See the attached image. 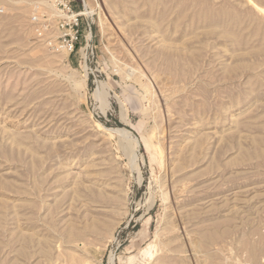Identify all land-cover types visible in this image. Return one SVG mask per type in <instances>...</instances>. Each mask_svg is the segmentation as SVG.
<instances>
[{
	"label": "rangeland",
	"instance_id": "374dc122",
	"mask_svg": "<svg viewBox=\"0 0 264 264\" xmlns=\"http://www.w3.org/2000/svg\"><path fill=\"white\" fill-rule=\"evenodd\" d=\"M22 1L0 0V264L15 254L22 264H69L70 254L81 264H253L250 241L264 250V50L247 53L259 45L251 27L241 46L207 33L196 16L210 0H72L81 38L57 52L34 35L38 0ZM222 1L212 4L257 14ZM23 232L35 239L23 243Z\"/></svg>",
	"mask_w": 264,
	"mask_h": 264
},
{
	"label": "bare ground",
	"instance_id": "6f19581e",
	"mask_svg": "<svg viewBox=\"0 0 264 264\" xmlns=\"http://www.w3.org/2000/svg\"><path fill=\"white\" fill-rule=\"evenodd\" d=\"M19 1H22V0H19ZM192 1V0H191ZM211 1V2H210ZM209 1V3L208 4H206L205 5V7H203L200 11H198V16H196L194 13L196 12V10L194 11V15L196 16V17H199V18H202V20H203V23L205 22L206 23V28H207V30H206V32L207 33H215L217 36H219V37H221L222 38V40H225V39H227V42H228V39H229V42H233V44H238L239 46H241L240 44V40H242L241 39V37H242V30L243 29H245L246 27H251V30L249 31V33H248V36H251V35H254V36H258V40H259V45H258V43H257V46L256 47H254L256 44H254V46L253 47H251L250 49H248L247 50V53L249 54V53H259V52H261V51H263L264 50V7H262V6H260L261 4V2H263L264 3V1L263 0H239V4H240V7L242 6L244 9H246V6L244 5V4H249V5H247V6H249L250 8L252 7V8H254V10H255V12L257 13V14H255L254 12L252 13L251 11H249V9H248V11H246L247 13L246 14H242L240 11H237L234 7H230V6H228V7H226V3L225 4H220L219 5V7H214L213 6V4H212V0H210ZM220 1H222V0H220ZM23 2V1H22ZM24 2H25V0H24ZM23 2V3H24ZM145 2V1H144ZM156 2V1H155ZM159 2H160V0H159ZM159 2H158V4H159ZM194 2V1H193ZM195 2H196V0H195ZM200 2H201V0H200ZM205 2V1H204ZM223 3H224V1H222ZM250 2V3H249ZM179 3V2H178ZM207 3V2H206ZM213 3H215V2H213ZM221 3V2H220ZM262 3V4H263ZM28 4V3H27ZM157 4V3H156ZM157 4V5H158ZM198 4V3H197ZM202 2H201V6H202ZM228 4V3H227ZM116 5L117 4H115L114 6L116 7ZM160 5H162L161 3H160ZM159 5V6H160ZM180 5H181V2H180ZM191 5L193 6V4L191 3ZM194 5H196L195 3H194ZM215 5V4H214ZM167 6V5H166ZM217 6V5H216ZM36 7H38V8H40L41 10H43V11H46V10H49V12H51V13H55V8H54V4H53V0H50V2L48 1V0H38L37 2H35L34 4H33V6H32V11H34V9L36 8ZM152 7H153V5H152ZM177 7H178V5H177ZM180 7V6H179ZM241 7V8H242ZM248 7V8H249ZM23 8V7H22ZM117 8V7H116ZM198 8V7H197ZM251 8V9H252ZM256 8L259 10V12H257L256 11ZM187 9V8H186ZM238 9H240V8H238ZM250 9V10H251ZM22 10V9H21ZM199 10V9H198ZM23 11V10H22ZM46 12H48V11H46ZM32 13V12H31ZM197 14V13H196ZM258 15H260V17L258 16ZM19 19V18H18ZM196 19V18H195ZM201 20V19H200ZM202 24V23H201ZM203 25V24H202ZM205 26H204V28H205ZM243 26H245V28H243ZM199 30V29H198ZM202 31H204V34H205V30H201L200 32H201V34H202ZM200 34V33H199ZM209 36H210V34H208ZM211 35H214V34H211ZM215 35V36H216ZM88 37H90V35H88L87 36V38ZM206 37V36H205ZM167 38V37H166ZM224 38V39H223ZM254 38V37H253ZM164 42V41H163ZM231 42V43H232ZM252 42V41H251ZM159 43V42H158ZM167 44V43H166ZM230 44V43H229ZM169 46V45H168ZM158 47H163V46H158ZM160 48V49H161ZM164 49H166V53L168 52V51H170V50H167V48L164 46L163 47ZM162 48V49H163ZM169 48V47H168ZM161 49V50H162ZM164 49L162 50L163 52H164ZM169 49H171V48H169ZM178 49H180V48H178ZM178 49L177 50H175L176 52H177V54H178ZM228 49H229V46H228ZM231 49V48H230ZM237 49V48H236ZM172 51H173V48H172ZM180 51V50H179ZM239 51V50H238ZM242 51V50H241ZM241 51H240V53H241ZM174 52V51H173ZM185 52V51H184ZM233 52H235V51H233ZM175 53V52H174ZM180 53H182V50L180 51ZM238 53V52H237ZM176 54V53H175ZM176 54V55H177ZM184 54V53H183ZM182 54V55H183ZM230 54L231 53H229V56H230ZM232 54H235V53H232ZM164 55V54H163ZM167 55H168V53H167ZM237 56L238 55H240V54H236ZM243 55V54H242ZM247 55V54H246ZM249 56H250V54H249ZM231 58V57H230ZM224 59V58H223ZM160 60V59H159ZM181 60V59H180ZM225 60V59H224ZM262 60H263V58H262ZM165 61V60H164ZM169 61V60H168ZM174 61H175V58H174ZM182 61V60H181ZM239 61V60H238ZM243 61H245V60H243ZM158 62V61H157ZM223 62V61H222ZM225 62V61H224ZM223 62V63H224ZM264 62V61H263ZM177 63V62H176ZM182 63V62H181ZM184 63V62H183ZM238 64V62H234V63H232V64H234V66H230V67H235L236 65L235 64ZM249 63V62H248ZM255 63H257V62H255ZM255 63H252V64H255ZM158 64V63H157ZM186 64V63H185ZM184 64V65H185ZM188 64V63H187ZM187 64L185 65L186 67H187ZM251 64V65H252ZM165 65H166V63H165ZM190 65V64H189ZM225 65V64H224ZM228 65V64H227ZM229 65H231V64H229ZM248 65V64H247ZM251 65H249V66H251ZM257 65V64H256ZM255 65V66H256ZM175 66H176V64H175ZM239 66V65H238ZM238 66H236V67H238ZM178 67V66H177ZM189 67V66H188ZM258 67V66H257ZM261 67V66H260ZM169 68H170V64H169ZM223 68H225V67H222V71H223ZM239 68V67H238ZM250 68H252V67H250ZM249 67H248V69H250ZM162 69V68H161ZM171 69V68H170ZM181 69V68H180ZM184 69H186V68H184ZM228 69V68H227ZM227 69H225V70H227ZM264 69V68H263ZM262 69V70H263ZM177 70V69H176ZM189 69H187L186 71H188ZM229 70V69H228ZM227 70V71H228ZM231 70H233V71H230V72H234V69H231ZM135 71V70H134ZM178 71V70H177ZM190 71V70H189ZM226 71V72H227ZM264 71V70H263ZM128 72H131V73H133L132 72V70L130 71H128ZM225 72V71H224ZM178 73V72H177ZM182 73H184L185 74V72H182ZM229 73V72H228ZM183 74V75H184ZM186 74H188V73H186ZM185 74V75H186ZM263 74V73H262ZM178 75V74H177ZM180 75V74H179ZM127 76V75H126ZM181 76V75H180ZM102 88H104V84H102ZM107 94V93H106ZM95 96H97L98 98H100L101 100H103V103H104V105H105V107H107L108 106V102L105 100V93H104V91L102 90V91H100V90H96V92H95ZM166 100H168V98H166ZM167 103V102H166ZM126 114V113H125ZM124 116V115H123ZM234 121L233 122H235L236 120L235 119H233ZM232 122V123H233ZM240 122V121H239ZM264 122V121H263ZM243 123V122H242ZM234 124V123H233ZM263 124V123H262ZM243 125H246V123L245 124H243ZM248 125V124H247ZM246 125V126H247ZM259 125H261V124H259ZM234 126H236V125H234ZM233 126V127H234ZM232 127V128H233ZM249 127H251V125L249 126ZM261 127H263V129H264V126H261ZM238 128V127H237ZM244 128V127H243ZM245 128H247V127H245ZM239 130V129H238ZM114 132H119V133H122V134H125L126 136H128V137H130L131 139H132V143L134 144V145H137L138 144V140H137V138L136 137H134L133 135H132V133L129 131V130H127V129H125V128H115L114 130H113ZM237 131V130H236ZM264 131V130H263ZM235 132V131H234ZM258 137V136H257ZM260 138V137H259ZM252 139V138H251ZM199 142H200V140L199 139H197ZM239 141V140H238ZM16 142V141H15ZM252 143H253V140L251 141ZM257 142V141H256ZM198 143V142H197ZM238 143V142H237ZM251 143V145H254V144H252ZM255 143V142H254ZM239 145H240V143H238ZM237 144V145H238ZM258 145V144H257ZM197 146V145H196ZM199 146V145H198ZM242 147V146H241ZM240 147V148H241ZM250 147V146H249ZM240 148H238L239 150H240ZM244 148V147H243ZM195 149V148H194ZM242 151H244L243 149H241ZM248 151H251V150H248ZM260 151V150H259ZM237 152V151H236ZM245 152H246V150H245ZM257 152V151H256ZM249 153V152H248ZM252 153H254L255 154V151H253V149H252ZM261 153V152H260ZM259 153V154H260ZM241 154V153H240ZM242 154H243V152H242ZM242 154H241V156H242ZM245 154V153H244ZM247 154V153H246ZM253 154V155H254ZM237 155V154H236ZM261 155V154H260ZM260 155H259V158H260ZM37 156V155H36ZM256 156V155H255ZM192 157V156H191ZM234 157H236V156H234ZM243 157V156H242ZM238 158V159H242L243 160V158ZM247 157H248V155H247ZM254 158V157H253ZM256 158V157H255ZM264 158V157H263ZM135 159V158H134ZM236 159L237 158H235V161H236ZM237 159V160H238ZM245 159H247V158H245ZM249 160H250V158H248ZM247 159V160H248ZM231 160V159H230ZM233 160V159H232ZM240 160H238V161H240ZM248 160V161H249ZM259 160V159H258ZM260 160H263V159H261L260 158ZM215 161V160H214ZM234 161V160H233ZM233 161H230V163L231 162H233ZM237 161V162H238ZM251 161V160H250ZM253 161V160H252ZM226 162H228V161H226ZM226 162H225V165H226ZM237 162H236V164H237ZM241 162H244V161H241ZM247 162V161H246ZM229 163V164H230ZM245 163V162H244ZM228 164V163H227ZM229 164H228V167H229ZM234 163H232V165H233ZM235 164V165H236ZM242 164V163H241ZM252 164V163H251ZM251 164H248V163H246L245 165H251ZM231 165V164H230ZM232 165H231V167H232ZM235 165H233V166H235ZM238 165H240V163L238 164ZM244 165V164H243ZM88 166V165H87ZM87 166H85V167H83V168H87ZM90 166V165H89ZM88 166V167H89ZM70 168V167H69ZM68 170V169H67ZM84 172H86V169H85V171ZM72 173V172H71ZM71 173H69V174H71ZM89 173V172H88ZM88 173H86V175L88 174ZM81 174V173H80ZM74 176V175H73ZM76 177L78 176V175H75ZM91 176H93L92 174H91ZM90 176L88 175V178H89ZM66 178V177H65ZM81 178V177H80ZM80 178H77V179H79L80 180ZM92 178V177H91ZM90 178V179H91ZM72 180H73V177H72ZM71 180V181H72ZM75 181V180H74ZM87 181H89V180H87ZM92 181H93V178H92ZM76 182V181H75ZM77 182H78V180H77ZM78 183H80V182H78ZM82 183V182H81ZM92 183V182H91ZM97 183V182H96ZM102 183V182H101ZM72 184V183H71ZM73 185V187L76 185V184H72ZM79 185V184H78ZM78 185H77V187H78ZM84 185V184H83ZM87 185V184H86ZM81 186V185H80ZM85 186V185H84ZM93 186V185H92ZM96 187V186H95ZM101 187V186H100ZM83 188V187H82ZM88 188V187H87ZM86 188V189H87ZM99 188V187H98ZM74 189H76L75 187H74ZM85 189V188H84ZM97 190V189H96ZM77 192H78V190H76ZM86 191V190H85ZM98 191H99V189H98ZM63 192V191H62ZM72 192H74V191H72ZM82 193V192H81ZM88 193V192H87ZM105 193V192H104ZM74 194V193H73ZM94 194V193H93ZM106 194V193H105ZM75 195V194H74ZM79 195V194H78ZM97 195H98V192H97ZM96 195V197H98ZM108 195V194H107ZM107 195H105V197L107 196ZM80 196V195H79ZM86 196V195H85ZM95 196V195H94ZM94 196H92L91 198H94ZM101 196V195H100ZM112 196V195H111ZM111 196H109V197H111ZM87 197V196H86ZM102 197V196H101ZM108 197V196H107ZM78 198V197H77ZM80 198V197H79ZM102 198H104V196L102 197ZM89 199V198H88ZM107 200H108V198H106ZM105 198H104V200H106ZM111 199V198H110ZM109 199V200H110ZM113 199V198H112ZM26 200V199H25ZM76 200V199H75ZM81 200H84V199H81ZM95 200V199H94ZM98 200H99V198H98ZM106 200V201H107ZM114 200V199H113ZM28 201H30L29 199H28ZM32 201V200H31ZM44 201V200H43ZM93 201V200H92ZM92 201H90V203L92 204ZM101 201V200H100ZM111 201V200H110ZM86 202H89V201H85V203ZM31 203V202H30ZM94 203V202H93ZM100 203V202H99ZM101 203H103V201H101ZM26 204V203H25ZM81 205H83V204H81ZM84 206H87V205H85L84 204ZM50 207H52V206H50ZM87 207H89V206H87ZM80 208V207H79ZM56 209V208H55ZM60 211H62V210H60ZM54 212V211H53ZM46 213V212H45ZM86 213V212H85ZM84 213V214H85ZM15 214H16V212H15ZM18 214V213H17ZM46 215H47V213H46ZM49 215V214H48ZM56 215V214H55ZM83 215V214H82ZM86 215V217H87V213L85 214ZM84 215V216H85ZM2 216V215H1ZM0 216V217H1ZM53 215H51L50 214V216L49 217H52ZM17 217V216H16ZM16 217H14V218H16ZM30 217V216H29ZM28 217V218H29ZM37 217H38V215H37ZM42 217V216H41ZM54 217V216H53ZM52 217V218H53ZM83 217V216H82ZM13 218V219H14ZM18 218V217H17ZM17 218L15 219V220H17ZM52 218H48V220L50 219V221H53L52 220ZM55 218H57L56 216H55ZM29 219H31V218H29ZM46 219H47V217H46ZM83 219V218H82ZM85 219V218H84ZM88 219V218H87ZM92 219V218H91ZM1 220V219H0ZM39 220V219H38ZM2 221H4V220H2ZM17 221H19V219L17 220ZM16 221V222H17ZM41 221H42V219H41ZM46 221V220H45ZM57 221H59V220H57ZM64 221H66V220H64ZM83 221V220H82ZM81 221V222H82ZM95 221V220H94ZM29 222V221H28ZM39 222V221H38ZM37 222V223H38ZM84 222H86V221H84ZM84 222H83V224H84ZM90 222V221H89ZM217 222V221H216ZM4 223V222H3ZM30 223V222H29ZM31 223H32V221H31ZM43 223H44V221H43ZM49 223V222H48ZM98 223V222H97ZM15 224V223H14ZM51 224H53V223H51ZM92 224V223H91ZM91 224H89V226H91ZM217 224H218V222H217ZM16 225V224H15ZM54 225H56V222H55V224ZM67 225V224H66ZM65 225V226H66ZM71 225V224H70ZM86 225H87V222H86ZM17 226V225H16ZM20 226V224L18 225V227ZM25 226V225H24ZM29 226V225H28ZM27 226V227H28ZM72 226H73V224H72ZM75 226V225H74ZM78 226V225H77ZM81 226H82V224H81ZM84 227H85V224L83 225ZM93 226V225H92ZM97 226V225H96ZM107 226H108V224H107ZM260 226H262V225H260ZM259 226V227H260ZM23 227V226H22ZM22 227H20V230H21V228ZM33 227H34V225H33ZM48 227H49V224H48ZM54 227V226H53ZM68 227V226H67ZM95 227V226H94ZM93 227V228H94ZM211 227H214V226H211ZM210 227V228H211ZM58 228V227H57ZM82 228V230H83V227H81ZM93 228H92V230H93ZM97 227H95L94 228V230H97L96 229ZM108 228V227H107ZM224 228V227H223ZM228 228V227H227ZM257 228V227H256ZM3 229V228H2ZM30 229H32V228H30ZM34 229V228H33ZM51 229H52V227H51ZM100 229H101V227H100ZM208 229V228H207ZM215 229H216V227H215ZM218 229H220V228H218ZM217 229V230H218ZM222 229V228H221ZM260 229H262V228H260ZM15 230V229H14ZM17 230V229H16ZM18 230H19V228H18ZM28 230V229H27ZM49 230H50V228H49ZM54 230V229H53ZM72 230L74 231H76V229H73V227H69V230H67V232H68V241L69 242H72V239H76L74 236H76L77 237V235H74V233H72ZM87 230V229H86ZM86 230H84V231H86ZM103 230H105V229H103ZM107 230V229H106ZM212 230V232H215L213 229H211ZM211 230H210V232H211ZM224 230V229H223ZM228 230H230V229H228ZM22 231V230H21ZM24 231V230H23ZM62 231V230H61ZM208 231V230H207ZM206 231V232H207ZM225 231V230H224ZM253 231H254V229H253ZM257 231H258V229H257ZM256 231V232H257ZM9 232V231H8ZM13 232H15V231H12V234H13ZM29 232V231H28ZM57 232H59V231H57ZM57 232H56V229H55V236L57 235ZM63 232V231H62ZM67 232H65V233H67ZM77 232V231H76ZM80 232H81V230H80ZM91 232V231H90ZM93 232V231H92ZM97 232V235H98V230L96 231ZM100 232H102V230L100 231ZM209 232V231H208ZM211 232V233H212ZM218 232L220 233L221 231H219L218 230ZM230 232V231H229ZM255 232V231H254ZM261 232H262V230L260 231V235L258 236L257 235V237L259 238V240H263L264 241V234H261ZM264 232V231H263ZM10 233V232H9ZM36 233V232H35ZM64 233V232H63ZM64 233V234H65ZM84 233V232H83ZM95 233V232H94ZM200 233H202V232H200ZM216 233V232H215ZM218 233V234H219ZM222 233V232H221ZM220 233V234H221ZM226 233V232H225ZM259 233V232H258ZM29 234H31V235H33L32 234V232L31 233H29ZM43 234V233H42ZM42 234L40 235V234H38L40 237L42 236ZM101 234V233H100ZM208 234V233H207ZM210 234V233H209ZM217 234V235H218ZM256 234V233H255ZM11 235V234H10ZM9 235V236H10ZM19 235V234H18ZM17 235V236H18ZM37 235V234H36ZM60 235V234H59ZM58 235V236H59ZM83 234H81V236H82ZM86 235V234H85ZM203 235H205V234H203ZM20 236H21V238H22V241H24L23 243H25V241H27L28 239H30L31 238V236L30 235H28L27 233H20ZM205 236H207V235H205ZM216 236V235H215ZM214 236V237H215ZM12 237V236H11ZM34 237V236H33ZM37 237V236H36ZM45 236H43V238H44ZM60 237V236H59ZM97 237V236H96ZM99 237V236H98ZM218 237H219V235H218ZM19 238V237H18ZM43 238H41V239H43ZM63 238V237H62ZM67 238V237H66ZM85 239H86V237H84ZM202 238H205V237H202ZM17 239V238H16ZM32 239H35V237L34 238H32ZM32 239H30V240H32ZM45 239V238H44ZM44 239L43 240H41L42 242H48V241H44ZM48 239V238H47ZM58 239V238H57ZM79 239H82V237H79ZM85 239H83L85 242L82 244V242H81V245H83V246H85V243H86V240ZM191 239V238H190ZM7 240V239H6ZM9 240V239H8ZM8 240H7V244H8ZM37 240L40 242V238H38L37 237ZM63 240H65L66 241V239H63ZM62 240V241H63ZM205 240H209V241H212V240H214V239H212L211 240V236H208V237H206V239ZM216 240V239H215ZM13 241V240H12ZM11 241V242H12ZM18 241V240H17ZM37 241V242H38ZM50 241H51V239H50ZM53 241V240H52ZM57 241V240H56ZM59 241H60V239H59ZM68 241H66V245H65V243L63 244V245H65V246H68L67 245V242ZM73 241H75V240H73ZM78 241V240H77ZM194 241V240H193ZM249 241V240H248ZM262 241V242H263ZM36 242V241H35ZM36 242V243H37ZM39 242L37 243V244H39ZM41 242V243H42ZM203 242V241H202ZM220 242V241H219ZM253 242V241H252ZM251 241H250V243H251V245L249 246V244L247 245V246H249L248 248H249V250H247V251H249V254L247 255V257L248 256H250V260H252L253 259V261H250V262H252L253 264H259L260 263V261H256L255 259H256V257H257V254L259 253V252H261L262 254L261 255H263V251L264 250H262V251H259L257 248H256V246L255 245H253V243H256L257 242V240H256V242H253L252 243ZM259 242V241H258ZM261 242V241H260ZM6 243V242H5ZM5 243H3V244H5ZM31 243V242H30ZM57 243V247H59V249L61 248V244L62 243H60V244H58V242H56ZM77 243H79V242H77ZM193 243V242H192ZM194 243H197V242H194ZM243 243H244V241H243ZM243 243H240L241 245L243 244ZM247 243V242H246ZM12 244H13V242H12ZM20 244V243H19ZM26 244V243H25ZM32 244V243H31ZM53 244V243H52ZM74 244V243H73ZM190 244V243H189ZM209 245H211V243H208ZM207 244V245H208ZM261 244V243H260ZM6 245V244H5ZM11 245V244H10ZM9 245V246H10ZM16 244H14L13 246H15ZM70 246H71V244H69ZM79 245V244H78ZM194 245V244H193ZM193 245H191V248L192 247H194ZM196 245V244H195ZM240 245V246H241ZM2 246V245H1ZM4 246V245H3ZM12 246V247H13ZM20 246V245H19ZM23 246H24V244H23ZM28 246V245H27ZM36 246V245H35ZM52 246V245H51ZM75 246H77L76 245V241H75ZM80 246V245H79ZM197 246V249L198 248H204V246L201 244V245H199V244H197L196 245ZM242 246H244V244L242 245ZM259 246V245H258ZM261 246H263L262 244H261ZM11 247V246H10ZM37 247V246H36ZM39 247V246H38ZM69 247V246H68ZM78 247V246H77ZM76 247V248H77ZM205 247H206V249L204 248V251L205 250H207V246L205 245ZM9 248V247H8ZM18 248H20V247H18ZM32 248V247H31ZM41 249L43 248V247H40ZM47 249H48V247H46ZM54 248H56V246L54 247ZM53 248V249H54ZM65 249L64 250H69V248L68 249H66L67 247H64ZM83 248V247H82ZM220 248L221 247H219V250H220ZM258 248H260V247H258ZM12 249V248H11ZM23 249H26V248H23ZM22 249V250H23ZM50 249V248H49ZM52 249V250H53ZM63 249V248H62ZM62 249H60L59 250V253L61 252V254H62ZM84 249V248H83ZM178 249H180V247L178 248ZM193 250H195L194 248H192ZM218 249V248H217ZM261 249H262V247H261ZM2 250V249H1ZM6 251H7V249H5ZM9 250V249H8ZM13 250V249H12ZM36 250V249H35ZM37 250H39V249H37ZM192 250V251H193ZM222 250V249H221ZM4 251V249L2 250V251H0V252H3ZM10 251V250H9ZM20 251V250H19ZM26 251V250H25ZM25 251L23 250V252L25 253ZM27 251H29V250H27ZM33 251V250H32ZM51 251V250H50ZM55 251V250H54ZM74 251H76V250H74ZM84 251V250H83ZM180 251H182V250H179V252ZM197 251V250H196ZM200 251V249L198 250V252ZM202 251V250H201ZM209 251H210V248H209ZM15 252H16V250H15ZM18 252V251H17ZM21 252V251H20ZM58 252V251H57ZM70 252V251H69ZM12 253V252H11ZM39 254H41V250L38 252ZM53 253V252H52ZM51 253V254H52ZM59 253H58V255H59ZM67 253V252H66ZM65 253V255L64 256H66L67 254ZM72 253H73V251H72ZM195 253H197V252H195ZM194 253V254H195ZM208 253V252H207ZM207 253H205V254H207ZM7 254H8V251H7ZM27 254H29V253H27ZM33 254H35V253H33ZM48 254V250L46 251L45 250V252H44V255L46 256ZM209 254V253H208ZM11 255H13V254H11ZM16 255H18V254H15V256ZM30 255V254H29ZM29 255H27V256H29ZM55 255V254H54ZM77 255H80L79 254V252L77 253ZM196 255V254H195ZM15 256H13L14 258H11V259H8V256H7V259L10 261L9 262V264H22V263H19L20 261H18L19 259L17 258V257H15ZM34 255H31V256H29L28 258H31V257H33ZM49 256V255H48ZM60 256H62V255H60ZM64 256L62 257V259L64 258ZM68 256V260H69V264H81V263H79V258H78V256L76 257V256H74L73 254H70V255H67ZM81 256V255H80ZM79 256V257H80ZM206 256V255H205ZM5 257V256H4ZM40 257H42L41 255H40ZM47 257V256H46ZM54 257V256H53ZM86 257V256H85ZM178 257V256H177ZM206 257H208V255L206 256ZM34 258V257H33ZM32 258V259H33ZM37 258V257H36ZM44 258V257H43ZM48 259H49V257H47ZM46 258V259H47ZM67 258V257H66ZM66 258H65V260H66ZM80 258H82V256L80 257ZM175 258V257H174ZM1 260H3L2 258H0ZM45 259V258H44ZM47 259V260H48ZM178 259V258H177ZM258 259V258H257ZM6 260V259H5ZM5 260H3V261H5ZM37 260V259H36ZM52 260V259H51ZM58 260V259H57ZM65 260H63V261H65ZM183 260V259H182ZM181 260V261H182ZM258 260H260V259H258ZM7 261V260H6ZM5 261V262H6ZM30 261V260H29ZM45 262H46V260H44ZM55 261H56V258H55ZM67 261V260H66ZM180 260H179V262H181ZM36 262V261H35ZM34 261H33V263H35ZM43 262V261H42ZM41 262V263H42ZM44 262V263H45ZM52 262V261H51ZM60 262V261H59ZM61 262H62V260H61ZM163 262V261H162ZM167 262V261H166ZM178 262V261H177ZM203 262V261H202ZM3 263V262H2ZM7 263V262H6ZM32 263V264H33ZM49 263H50V260H49ZM54 263V262H53ZM67 263V262H66ZM186 262H184L183 264H185ZM4 264V263H3ZM52 264V263H51ZM163 264V263H162ZM165 264V263H164ZM170 264H172V262L170 263ZM182 264V263H181ZM187 264V263H186ZM249 264V263H248Z\"/></svg>",
	"mask_w": 264,
	"mask_h": 264
},
{
	"label": "built area",
	"instance_id": "2783aa9c",
	"mask_svg": "<svg viewBox=\"0 0 264 264\" xmlns=\"http://www.w3.org/2000/svg\"><path fill=\"white\" fill-rule=\"evenodd\" d=\"M53 4L54 16L38 7L32 11L34 35L54 51L71 53L81 38V12L72 0H53Z\"/></svg>",
	"mask_w": 264,
	"mask_h": 264
}]
</instances>
